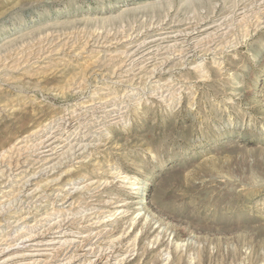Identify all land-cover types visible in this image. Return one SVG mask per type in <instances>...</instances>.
Returning a JSON list of instances; mask_svg holds the SVG:
<instances>
[{
    "label": "rangeland",
    "instance_id": "obj_1",
    "mask_svg": "<svg viewBox=\"0 0 264 264\" xmlns=\"http://www.w3.org/2000/svg\"><path fill=\"white\" fill-rule=\"evenodd\" d=\"M0 264H264V0H0Z\"/></svg>",
    "mask_w": 264,
    "mask_h": 264
},
{
    "label": "bare ground",
    "instance_id": "obj_2",
    "mask_svg": "<svg viewBox=\"0 0 264 264\" xmlns=\"http://www.w3.org/2000/svg\"><path fill=\"white\" fill-rule=\"evenodd\" d=\"M89 240V239H88Z\"/></svg>",
    "mask_w": 264,
    "mask_h": 264
}]
</instances>
